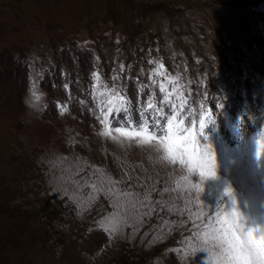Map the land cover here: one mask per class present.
Returning a JSON list of instances; mask_svg holds the SVG:
<instances>
[{
    "label": "rangeland",
    "instance_id": "rangeland-1",
    "mask_svg": "<svg viewBox=\"0 0 264 264\" xmlns=\"http://www.w3.org/2000/svg\"><path fill=\"white\" fill-rule=\"evenodd\" d=\"M150 60L179 74L194 135L201 115L215 121L196 138L212 146L216 179L185 181L153 148L98 134L92 74L138 120L153 91L163 100ZM261 132L264 0H0V264H207L190 246L209 214L235 198L264 221Z\"/></svg>",
    "mask_w": 264,
    "mask_h": 264
},
{
    "label": "snow or ice",
    "instance_id": "snow-or-ice-1",
    "mask_svg": "<svg viewBox=\"0 0 264 264\" xmlns=\"http://www.w3.org/2000/svg\"><path fill=\"white\" fill-rule=\"evenodd\" d=\"M150 64H155V68L152 71L149 79L153 85L157 83L152 77L165 76V69L162 62L149 61ZM124 66L121 65V71ZM93 85L92 95L96 103V107L99 111L97 119L102 125V130L98 133L102 137L110 138L112 141L119 142L122 145L125 143H135L138 147H151L155 151L161 154L158 158L162 162H169L176 164V160L172 155H169V147L174 141L175 137L187 135L189 139L196 138L197 135L204 136V129L208 124H214L215 121L209 117L207 120L201 115L199 120V131L196 135L193 134V129L185 125V117L182 116L184 112V105L186 101L183 100V94L178 90L182 87L180 84H176L175 81L179 80V74L176 77L165 76L166 83L159 84V91L163 95V100L158 106L156 101V93L153 91L149 96L145 104L137 110L139 113V119L137 120L133 115L132 102L127 95L122 94L121 90L115 87H109L104 83L99 73H93ZM114 81L118 77L112 78ZM168 84H172L171 92H168ZM146 87V86H145ZM143 92V88L139 90ZM175 94V99L180 101L176 104L175 101L170 102V97ZM33 99L39 101L40 96L37 95L33 88ZM83 103V102H82ZM167 105L171 108V113H166ZM60 107L61 115L68 111L67 105ZM192 117L191 123H196V116L193 113H188ZM179 118V119H178ZM261 137H264V132L260 133ZM207 140L208 137L204 136ZM167 146V147H166ZM261 147H257L256 157L259 160ZM216 157L214 153H207L204 161L199 165L198 171L201 179L211 178L216 179ZM184 180L187 179L184 177ZM199 190V185L195 186ZM224 193L226 196L231 197L232 193L229 189L225 188ZM235 202V198H232V203ZM203 215V213H201ZM219 220L218 216L211 217L209 214V221L204 225L202 231L197 232V237L204 235L206 231L210 229L213 224H216ZM119 221L115 218H110L108 225L105 228L106 231L112 233L117 231ZM192 251H193V246Z\"/></svg>",
    "mask_w": 264,
    "mask_h": 264
},
{
    "label": "clouds",
    "instance_id": "clouds-1",
    "mask_svg": "<svg viewBox=\"0 0 264 264\" xmlns=\"http://www.w3.org/2000/svg\"><path fill=\"white\" fill-rule=\"evenodd\" d=\"M254 145L256 151L264 143L255 136ZM210 152L213 153L210 144L201 145L197 138L189 139L187 135L175 137L169 147V155L185 167L186 179L201 178L199 165ZM216 216L218 222L197 237L198 244L193 246L192 255L206 253L207 264H264V221L258 222L241 213L236 202L220 209Z\"/></svg>",
    "mask_w": 264,
    "mask_h": 264
}]
</instances>
